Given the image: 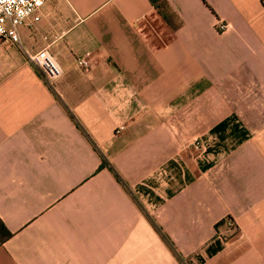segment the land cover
I'll list each match as a JSON object with an SVG mask.
<instances>
[{
    "label": "crops",
    "instance_id": "1",
    "mask_svg": "<svg viewBox=\"0 0 264 264\" xmlns=\"http://www.w3.org/2000/svg\"><path fill=\"white\" fill-rule=\"evenodd\" d=\"M38 15L0 42V264H264L261 0ZM44 47L50 85L25 55Z\"/></svg>",
    "mask_w": 264,
    "mask_h": 264
},
{
    "label": "built area",
    "instance_id": "2",
    "mask_svg": "<svg viewBox=\"0 0 264 264\" xmlns=\"http://www.w3.org/2000/svg\"><path fill=\"white\" fill-rule=\"evenodd\" d=\"M47 0H0V42L19 45L17 28L23 25H30L39 19L40 8ZM264 6V0H261ZM228 28V24L218 21L215 23V29L223 32ZM29 65L38 70L46 84L50 83L62 75V69L55 62L47 49L41 48L32 54L25 53ZM75 66L80 70H88L91 62L86 57H80L75 60ZM123 127L118 126L114 134L122 131ZM192 146L195 150L202 151V146L198 139L192 140ZM231 226V222L227 221Z\"/></svg>",
    "mask_w": 264,
    "mask_h": 264
},
{
    "label": "trees",
    "instance_id": "3",
    "mask_svg": "<svg viewBox=\"0 0 264 264\" xmlns=\"http://www.w3.org/2000/svg\"><path fill=\"white\" fill-rule=\"evenodd\" d=\"M148 1L155 9H159V7H161L163 4V0H148ZM157 11L159 12L160 10ZM105 165L106 164L105 162H103L102 159L99 168L104 167ZM9 236L10 233L6 230L3 223L0 221V243L6 240Z\"/></svg>",
    "mask_w": 264,
    "mask_h": 264
},
{
    "label": "rangeland",
    "instance_id": "4",
    "mask_svg": "<svg viewBox=\"0 0 264 264\" xmlns=\"http://www.w3.org/2000/svg\"><path fill=\"white\" fill-rule=\"evenodd\" d=\"M192 142V141H191ZM188 143V145H189V147H191V149L194 151V152H201L200 150H195V149H193V146H192V143ZM200 142V141H199ZM201 144V143H200ZM203 148V147H202Z\"/></svg>",
    "mask_w": 264,
    "mask_h": 264
}]
</instances>
